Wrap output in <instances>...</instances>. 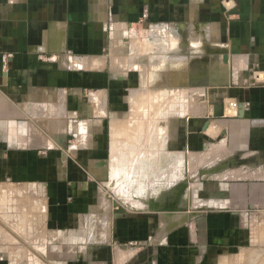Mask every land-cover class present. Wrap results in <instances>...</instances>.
I'll list each match as a JSON object with an SVG mask.
<instances>
[{
  "label": "crops",
  "instance_id": "0c3cea01",
  "mask_svg": "<svg viewBox=\"0 0 264 264\" xmlns=\"http://www.w3.org/2000/svg\"><path fill=\"white\" fill-rule=\"evenodd\" d=\"M144 25L159 27L145 60L131 46ZM204 55L217 60L204 65ZM150 95L157 115L143 112ZM209 102H224L225 115L208 116ZM140 118L163 126L147 121L137 136ZM212 127L229 148L220 160L246 162L196 183L201 203L190 209H209L189 222L151 210L171 205L186 181L181 155L203 152ZM0 183L40 206L42 259L23 264L238 262L249 218L259 204L264 212V0H0Z\"/></svg>",
  "mask_w": 264,
  "mask_h": 264
},
{
  "label": "rangeland",
  "instance_id": "374dc122",
  "mask_svg": "<svg viewBox=\"0 0 264 264\" xmlns=\"http://www.w3.org/2000/svg\"><path fill=\"white\" fill-rule=\"evenodd\" d=\"M148 27H149L148 25L140 26L136 31L137 35L134 34L131 38L132 48L139 53V56H141L143 60L147 59L149 54L148 51L152 49V46L150 44L152 42V40H150L151 39L150 33L154 32L155 30L157 31L159 30V27L158 28L151 27L150 33L147 34L146 30L148 29ZM207 30H208L207 33H209L210 29L207 28ZM216 57L217 56L204 55L202 58V64L210 65L212 60L214 61L217 60ZM172 61L174 62V60H171V62ZM218 61L220 60L218 59ZM195 62L196 60L193 58L191 60L192 67H194ZM156 73L152 75V78L155 79L154 83L156 84L163 83L165 77L163 76L159 78V76H157ZM163 74L164 72H162V75ZM189 94H190L189 92L185 94V96H187L188 98L186 102L191 97L189 96ZM182 95L183 94H181V98L184 96ZM150 96L151 97L147 96V100L150 99L149 100L150 102H147V100L145 99V101L141 103V105L144 107L143 112L146 110H148L149 112H154L155 109L154 113L157 115L159 114L157 112L160 111V108L161 106L163 107V105L160 104V106H158L155 103V100L158 98L154 97V95L153 96L150 95ZM203 97L205 100L206 97L205 93ZM178 98H179L178 96L175 97V101H174L175 104L184 103V102L182 103L178 102L177 101ZM214 103H223L225 109L224 102H211V103L209 102L208 106H213V111L212 114H208V116L212 115L214 117L213 115L215 110ZM234 107L235 106L228 107L226 113L228 112L227 114L231 115V113L234 112L232 110L234 109ZM228 110L231 112L229 113ZM140 115H142V113H140ZM224 115H225V110H224ZM205 118H207V116ZM209 120L210 119L208 118L207 121ZM147 121L149 122V126L152 127L156 126L157 123L163 126V123L161 124L159 120H156L154 118H152L151 120L140 118V120L138 121V123H136V125L141 126L143 130L140 131V133H138L137 136L143 135V133L145 132L144 129L147 126ZM151 121L152 123H150ZM127 125H128L127 127H132L133 125L135 126L134 121H132L131 123L129 121ZM206 125L210 126L208 122L206 123ZM211 130L213 131L212 133L210 132ZM221 135L222 134L217 133V131L212 127L208 132L205 133L204 138L206 139V141H208V143H207V148L203 152H199L198 154L189 153L187 148L186 150L187 152L181 155L184 158V160L187 162L185 166L181 167V171L179 170L177 171L178 172L177 174L180 176V178L184 176L183 179L189 181L188 185L190 188L189 191L190 194H193L194 186L200 180L198 178L201 171H203L202 176L204 180L207 181L218 177L222 178L225 174H227L226 173L227 170L230 169V168H226L218 172L217 171L215 172V169H217L218 165L222 163V160H220L219 157L221 156V154L223 155L224 153H227L229 151V148H227L225 144L220 143L225 138V136H221ZM111 137H112V152L115 149L114 150L115 155H113V159L110 166V169L112 171L111 173H113L112 174L113 182L112 181L106 182L104 184V186L106 185L104 189H106V191L109 192L111 191L117 192L118 191V118L115 119L113 122ZM222 147L224 149H222ZM218 148H220L221 150L216 151L219 150ZM190 179H192V181ZM205 181L203 182L204 183L203 192H205L206 190L205 186L208 185L205 184ZM126 186L130 187V185L128 184H126ZM138 186L141 189L144 190L147 189L145 182L141 184L139 183ZM3 194L7 195V197H5V201H4L5 195L3 196ZM16 194L17 196L14 197ZM9 195L11 196L10 201L8 200ZM19 195L20 193L18 189L12 187L11 184L0 183V264H23V261L24 260L26 261L28 257L31 258L33 255L40 257L39 253L42 251L41 244L43 243V239H47V232L46 234H44V231L40 229V223L42 222V220L41 218L38 217L40 216V206L38 207L39 203L37 202L36 199L31 197L21 198L22 200L20 203V200L18 198L20 197ZM203 195L205 196L206 194ZM187 197L185 196L184 199L187 200ZM205 198L206 197H204V199ZM191 200H192V205H195L196 203L197 204L196 206L199 207L201 203L199 202V200L196 201L194 198H191ZM203 206H204L203 210L205 211L207 207L205 205ZM197 207L196 209H190L186 214L190 215V218L191 217L193 218L195 214L200 211L199 210L200 208ZM261 209H262L261 204H259L258 207L256 208V212L249 218L251 224L247 228H248V237L250 235L251 243L250 246H248V251L246 252V255L244 252H242L243 256H240L241 259L238 262L236 261L235 264H264V212H262ZM190 218L187 220L188 222ZM37 225H38V231H35ZM45 264H52V263L45 262ZM127 264H132V263L128 262Z\"/></svg>",
  "mask_w": 264,
  "mask_h": 264
},
{
  "label": "water",
  "instance_id": "95a60500",
  "mask_svg": "<svg viewBox=\"0 0 264 264\" xmlns=\"http://www.w3.org/2000/svg\"><path fill=\"white\" fill-rule=\"evenodd\" d=\"M227 60H228V56L225 55L224 56V61L226 62ZM214 104H215V110H214V114H213L214 117H216V118L223 117L224 116V105H223V103H214ZM237 157L238 156L232 157V158H230L228 160L222 161V163H220L218 165L217 169H215V172L216 171L218 172V171L226 169V168H234V167H236V165H239V164H242V163L246 162V161H243V160H239ZM202 172L203 171L200 172L198 179H204L203 176H202ZM190 180L192 181V179H190ZM188 182L189 181H184V183L180 186L181 187L180 188L181 191H183V192L186 191V190L188 191V194H187L188 197H187V204L186 205H184L182 207V206L178 205V202L176 203V201H174L173 203H171V205H168V206H161V207H159L158 205L152 206L151 210L164 211V212L167 213V214H165L164 217H169V218H173L174 217L173 214H171V213L175 212V211H184V212L187 213L189 211L190 207L192 206V200H191L192 194H190V192H189L190 188H189ZM203 207L204 206H202L199 210H203L204 209ZM206 209H209V208H206ZM184 218H185V220L183 222H187V220L190 218V215L186 214V216H184Z\"/></svg>",
  "mask_w": 264,
  "mask_h": 264
},
{
  "label": "bare ground",
  "instance_id": "6f19581e",
  "mask_svg": "<svg viewBox=\"0 0 264 264\" xmlns=\"http://www.w3.org/2000/svg\"><path fill=\"white\" fill-rule=\"evenodd\" d=\"M157 76H159V78H161V77H163V75L160 73L159 75L157 74ZM157 78V77H156ZM153 96V95H152ZM149 97H151V96H149ZM152 99V98H151ZM147 100V99H146ZM150 100V99H149ZM146 103V102H145ZM154 106V105H153ZM235 108V107H234ZM229 111V110H228ZM233 111H234V109H233ZM231 111H229V113H230ZM228 113V112H227ZM133 141V140H132ZM130 145H132V144H130ZM115 150V149H114ZM113 150V155H115V151ZM132 150V149H131ZM121 153V152H120ZM140 154V153H139ZM122 156V155H121ZM139 157V156H138ZM112 159H113V156H112ZM126 167V166H125ZM119 168V167H118ZM113 169H114V167H113ZM128 173V172H127ZM181 188V187H180ZM124 191V190H123ZM181 189H179V191L177 192V195H174V198L175 199H172V202L171 203H173L174 201H176V203L178 202V204H179V200H178V198H180V195H181ZM178 200V201H177ZM180 204L182 205V206H184V205H186L187 204V200L186 199H184V201H182V199H180ZM203 205H205V204H203ZM136 206V205H135Z\"/></svg>",
  "mask_w": 264,
  "mask_h": 264
}]
</instances>
